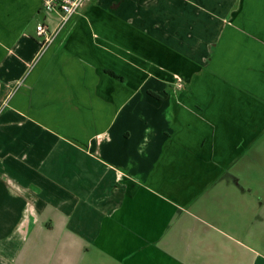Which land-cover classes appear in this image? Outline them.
<instances>
[{
    "label": "crops",
    "instance_id": "1",
    "mask_svg": "<svg viewBox=\"0 0 264 264\" xmlns=\"http://www.w3.org/2000/svg\"><path fill=\"white\" fill-rule=\"evenodd\" d=\"M42 5L0 0V102L19 126L1 131L0 167L40 127L112 169L85 236L97 264H196L212 233L237 242L220 225L245 207L264 231V0H88L44 49L36 25L59 15ZM27 203L23 241L0 225V264H29L25 239L40 242Z\"/></svg>",
    "mask_w": 264,
    "mask_h": 264
},
{
    "label": "rangeland",
    "instance_id": "2",
    "mask_svg": "<svg viewBox=\"0 0 264 264\" xmlns=\"http://www.w3.org/2000/svg\"><path fill=\"white\" fill-rule=\"evenodd\" d=\"M6 106L5 101L0 102V139H7V136L1 135V131L5 134V131L9 130L8 133H13L14 137L19 127L17 119L13 120L11 116L4 119ZM36 126H30L27 121L23 128L33 129ZM51 132L53 135L36 127L33 133L27 134L17 142L24 147L20 152H17L15 147L11 154L20 153L19 156L12 157L9 154L10 157L2 158L5 165L4 168L0 167L3 172L0 173V225L5 227L3 235L6 240L14 237L16 242L23 241V237L12 232L11 228L19 222L22 223L25 218L26 224L31 222L28 215V207L31 204L27 203V198H33L32 207L37 214L35 218H38L41 224L37 229L40 242L32 247L28 242L32 241V237L25 239L27 242L21 255L26 254V262L48 264L50 259L51 264H79L84 258L82 264H97V261L103 259V253L86 237L98 218V210L101 211L105 206L100 193L104 191L105 179H111L109 175H112V169L103 165L98 168L94 163L90 165L88 157L83 154L81 156L76 151L72 152L71 149L68 151L60 131ZM30 138L32 140H29ZM32 144L33 151L29 153L25 147ZM67 154L69 159L74 156L84 164L76 169L63 166ZM25 160H32L36 165L32 166ZM81 173L84 174L82 177ZM3 178L5 180H2ZM16 178L18 183L15 182ZM92 187L95 189L94 194L90 191ZM111 188L113 202L117 203V188ZM20 195L26 200L19 199ZM245 211L246 207L231 213L234 215L226 217L220 225L223 234L237 242L212 233L214 246L206 248L204 244H198L196 264H264V231H258L259 215L256 212L250 215ZM244 212L246 215L243 216Z\"/></svg>",
    "mask_w": 264,
    "mask_h": 264
},
{
    "label": "built area",
    "instance_id": "3",
    "mask_svg": "<svg viewBox=\"0 0 264 264\" xmlns=\"http://www.w3.org/2000/svg\"><path fill=\"white\" fill-rule=\"evenodd\" d=\"M88 0H43V8L47 11L54 10L59 15V22L53 29H49L44 23L36 25V34L41 37V48L44 49L52 43L58 32L67 22L79 12ZM178 87H182V79L177 77Z\"/></svg>",
    "mask_w": 264,
    "mask_h": 264
},
{
    "label": "trees",
    "instance_id": "4",
    "mask_svg": "<svg viewBox=\"0 0 264 264\" xmlns=\"http://www.w3.org/2000/svg\"><path fill=\"white\" fill-rule=\"evenodd\" d=\"M109 75L115 77V78H120L119 76H117L116 74H114L113 72L110 71H106Z\"/></svg>",
    "mask_w": 264,
    "mask_h": 264
}]
</instances>
